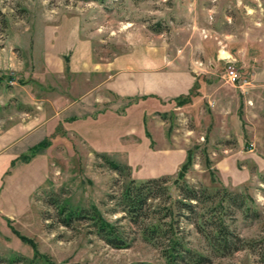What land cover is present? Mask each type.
Listing matches in <instances>:
<instances>
[{
  "label": "rangeland",
  "instance_id": "1",
  "mask_svg": "<svg viewBox=\"0 0 264 264\" xmlns=\"http://www.w3.org/2000/svg\"><path fill=\"white\" fill-rule=\"evenodd\" d=\"M85 37L92 51L83 49ZM166 42L180 60L196 64L190 102L176 105V95L138 93L135 85L97 122L88 114L47 115L45 125L22 135L30 120L36 124L32 112L40 104L56 109L66 102L57 101L66 79L83 74L65 69V62L79 48L77 64L117 55L115 68L145 65L139 58L145 45ZM225 51L247 80L241 87L222 76L234 63L217 57ZM32 80L55 88L37 92ZM33 90L47 98L29 104L28 116L27 104L12 97ZM100 153L138 180L168 176L172 193L183 161L188 183L246 193L256 213L235 209L230 223L246 240L243 247L214 254L189 223L187 238L209 257L199 264H264V0H0V264H167L137 232L128 246L113 247L87 219L64 225L57 218L49 195L72 207L94 205L108 220L119 215L110 211L107 194L122 177Z\"/></svg>",
  "mask_w": 264,
  "mask_h": 264
},
{
  "label": "trees",
  "instance_id": "2",
  "mask_svg": "<svg viewBox=\"0 0 264 264\" xmlns=\"http://www.w3.org/2000/svg\"><path fill=\"white\" fill-rule=\"evenodd\" d=\"M192 90L174 97L175 104L189 102ZM107 165L122 178L116 192H109L112 200L110 211L119 215L114 220L105 219L94 205L68 206L54 195L48 203L55 207L56 216L64 225L77 219H87L95 234L113 247L128 246L138 233L142 239L158 247L167 264H199L209 257L191 244L186 224L201 235L209 250L225 255L243 247L247 242L230 226L235 209L242 215L256 213L242 191L225 187L195 186L181 178L180 165L174 178L172 193L167 184L168 176H149L136 179L130 175L126 165L100 153ZM186 156V155H185ZM23 237V236H22ZM26 239L25 237H23ZM130 264H153L134 261Z\"/></svg>",
  "mask_w": 264,
  "mask_h": 264
},
{
  "label": "crops",
  "instance_id": "3",
  "mask_svg": "<svg viewBox=\"0 0 264 264\" xmlns=\"http://www.w3.org/2000/svg\"><path fill=\"white\" fill-rule=\"evenodd\" d=\"M82 42L84 43V45H82L84 50L89 49L90 51L91 49L92 51L91 42L87 37H85ZM83 49L80 50L79 48L75 57H69L65 62V69L71 71L80 68L81 74H83L77 80L73 79L72 76L66 79L63 85L64 91L57 98L58 103L65 100L66 102L62 105H60V103V106H57L56 109L51 106V103L48 104L49 106L43 104L42 106L40 104L39 108L32 112L34 117L37 118L36 124H33V120H30V124L23 129L24 132L22 135L32 131L34 127L45 125L44 123L48 118L46 117L47 115H56L58 119H60V115H62L64 118L67 117L74 120L79 118L80 114H88L87 116H89L90 121L97 122L107 113L105 111L106 109L115 106L118 96L122 95L124 92L136 91V89H133L135 85H137L136 92L138 93L157 92L158 95H164L166 98L177 96V94H186L195 86L196 76L199 75L197 68H194L196 64L190 63L191 60L189 58L184 57L180 60L174 53V47L167 44V42L165 44H160L158 48L145 45L144 53L140 57L138 56L141 59H145V65H131V63H126L124 65H118L115 68H113V66L118 61L117 55L116 57L103 61L95 59L90 62L87 61V59H82L80 63L77 64L75 62L76 56L81 55ZM225 52L226 55L219 54L217 57L221 59L225 58V56H229L234 59L233 64L235 65L236 56L229 51ZM197 53L199 55L201 54V56H206L208 51L204 44H199ZM152 55H155V58L157 55L159 56L153 59L154 56ZM139 58L136 57V60H139ZM61 59L58 58V70L63 72L62 67L64 66ZM49 67L51 66L47 68L49 69ZM236 67L239 69L238 66ZM51 69L52 68L49 70L51 71ZM222 71L224 72V68ZM204 75L206 76V74ZM255 76L259 77L262 76V74H255ZM205 80L211 82L210 77L209 79L204 78V81ZM39 82L32 80L33 86L37 85L33 87L34 89L37 88V92H48L50 89L54 90L55 88L54 84H50L49 82H41V84ZM23 86L24 84H19L20 89H23ZM13 87L16 86L13 85ZM128 88L131 89L128 90ZM37 92L33 90V93H35L33 95L31 94L32 92H28L25 97H12L17 102L27 104L26 107L22 109L24 110L22 113L30 116L28 113L29 104L38 100H46L47 97H44L45 95L39 97L36 95Z\"/></svg>",
  "mask_w": 264,
  "mask_h": 264
},
{
  "label": "built area",
  "instance_id": "4",
  "mask_svg": "<svg viewBox=\"0 0 264 264\" xmlns=\"http://www.w3.org/2000/svg\"><path fill=\"white\" fill-rule=\"evenodd\" d=\"M222 76L225 78L226 81H228L231 84L237 85L241 87L243 84L247 82L246 79L242 78L241 73L239 69L228 62L224 68V72ZM240 80L242 82H240Z\"/></svg>",
  "mask_w": 264,
  "mask_h": 264
}]
</instances>
